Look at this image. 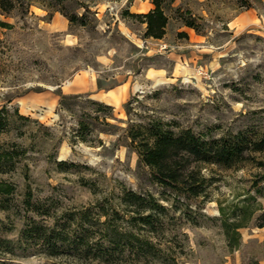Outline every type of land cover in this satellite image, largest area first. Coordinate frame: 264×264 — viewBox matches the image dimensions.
<instances>
[{
	"label": "rangeland",
	"instance_id": "374dc122",
	"mask_svg": "<svg viewBox=\"0 0 264 264\" xmlns=\"http://www.w3.org/2000/svg\"><path fill=\"white\" fill-rule=\"evenodd\" d=\"M12 1L15 8L0 14L11 24L0 28L6 124L0 152L16 151L0 165V184L14 186L0 194V264H98L106 230L134 228L121 212L124 192L158 195L160 188L125 146L129 119L176 120L205 137L262 130L264 0L246 10L233 0H175L200 18L203 33L171 19L162 39H143L144 24L124 14L147 12L148 0H66L55 7L31 0L28 11ZM72 13L85 18L71 23L64 14ZM182 31L186 37L177 36ZM60 94L111 106L118 129L98 134L100 144L74 140L75 116L58 109ZM131 97L138 102L131 101L128 117L124 104ZM260 171L250 163L207 166L204 174L215 179L203 211L217 216L215 200L241 199L234 195ZM258 187L250 194L264 207V182ZM181 230L194 255L180 264H264V227L241 229V246L231 254L214 223Z\"/></svg>",
	"mask_w": 264,
	"mask_h": 264
},
{
	"label": "trees",
	"instance_id": "16d2710c",
	"mask_svg": "<svg viewBox=\"0 0 264 264\" xmlns=\"http://www.w3.org/2000/svg\"><path fill=\"white\" fill-rule=\"evenodd\" d=\"M20 7L28 11L31 0H19ZM55 7L66 0H46ZM152 8L145 13L124 12L144 24L143 39H162L172 19L181 26L203 33V24L199 23L189 9L175 6V0H148ZM238 9L252 8L256 0H233ZM15 8L12 0H0V14L8 15ZM73 23L83 21L85 14H64ZM11 24L0 20V28H10ZM178 37H186L178 32ZM131 97L124 104L126 115L130 116ZM58 109L75 116L76 129L73 139L85 144L101 143L98 134H112L118 127L110 120L112 107L102 102L86 99L79 94L59 95ZM78 109V110H74ZM23 118L22 116H19ZM4 121L0 119V133L5 132ZM125 146L137 156V164L145 169L155 185L160 188L158 195L151 192H124L121 212L129 216L134 227L125 232L107 229L105 245L101 246L95 260L98 264H180L183 259L194 255L189 236L181 230L183 224L196 227L200 221L214 223L221 236L223 248L228 254L239 249L242 243L240 230L250 225L264 227V207L254 192L260 193L258 184L264 182V126L259 132L249 133L238 130L235 133L219 137H205L176 120L148 118L137 123L129 119L124 127ZM16 153L0 152L2 159L10 160ZM244 163L261 169L252 174V181L244 193H236V202H223L216 199L217 216H209L203 210L212 201L211 190L214 177L204 174L207 166L221 169H237ZM2 172V170H0ZM14 186L0 184V194L7 195ZM28 197L31 195L28 192ZM29 205V198L26 199ZM114 215H118L115 211ZM39 233V228H34ZM41 229V228H40ZM32 231V230H31ZM61 240V239H60ZM203 243L196 242V246ZM264 253V244H262ZM221 262H224V260Z\"/></svg>",
	"mask_w": 264,
	"mask_h": 264
},
{
	"label": "crops",
	"instance_id": "0c3cea01",
	"mask_svg": "<svg viewBox=\"0 0 264 264\" xmlns=\"http://www.w3.org/2000/svg\"><path fill=\"white\" fill-rule=\"evenodd\" d=\"M146 4H147V10H149V9L151 8L152 5H151V3H150L149 1H147ZM147 10H146V11H147ZM141 12H143V11H141Z\"/></svg>",
	"mask_w": 264,
	"mask_h": 264
},
{
	"label": "bare ground",
	"instance_id": "6f19581e",
	"mask_svg": "<svg viewBox=\"0 0 264 264\" xmlns=\"http://www.w3.org/2000/svg\"><path fill=\"white\" fill-rule=\"evenodd\" d=\"M114 102L117 103V99Z\"/></svg>",
	"mask_w": 264,
	"mask_h": 264
}]
</instances>
